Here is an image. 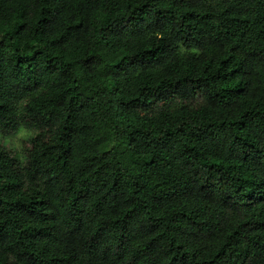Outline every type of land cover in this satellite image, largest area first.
<instances>
[{"label": "trees", "instance_id": "1", "mask_svg": "<svg viewBox=\"0 0 264 264\" xmlns=\"http://www.w3.org/2000/svg\"><path fill=\"white\" fill-rule=\"evenodd\" d=\"M0 264H264V0H0Z\"/></svg>", "mask_w": 264, "mask_h": 264}, {"label": "rangeland", "instance_id": "2", "mask_svg": "<svg viewBox=\"0 0 264 264\" xmlns=\"http://www.w3.org/2000/svg\"><path fill=\"white\" fill-rule=\"evenodd\" d=\"M34 136V132L20 129L16 133L8 137L0 136V144L14 152L18 160H22L24 151L29 146L30 139Z\"/></svg>", "mask_w": 264, "mask_h": 264}]
</instances>
